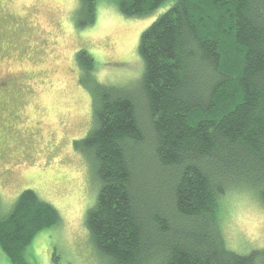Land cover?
<instances>
[{
	"label": "trees",
	"instance_id": "obj_1",
	"mask_svg": "<svg viewBox=\"0 0 264 264\" xmlns=\"http://www.w3.org/2000/svg\"><path fill=\"white\" fill-rule=\"evenodd\" d=\"M145 15L169 0H106ZM87 22L96 0H81ZM140 91L150 127L127 88L93 79V124L73 143L88 150L99 181L85 225L106 264H264V246L225 243L221 197L254 188L264 200V0H171L138 38ZM83 69L94 64L76 51ZM143 161V162H142ZM30 187L0 217V247L11 264L58 222Z\"/></svg>",
	"mask_w": 264,
	"mask_h": 264
},
{
	"label": "rangeland",
	"instance_id": "obj_2",
	"mask_svg": "<svg viewBox=\"0 0 264 264\" xmlns=\"http://www.w3.org/2000/svg\"><path fill=\"white\" fill-rule=\"evenodd\" d=\"M170 2L136 16L96 0L94 19L87 22L81 0H0V217L25 187L59 214L55 225L38 231L26 246L32 264L107 263L85 225L99 185L94 159L73 140L93 124V79L118 84L138 102L145 160L150 127L137 43L141 30ZM79 48L92 54L91 69L79 66ZM220 224L230 248L247 252L264 246L259 186L228 188ZM0 264H11L1 247Z\"/></svg>",
	"mask_w": 264,
	"mask_h": 264
}]
</instances>
